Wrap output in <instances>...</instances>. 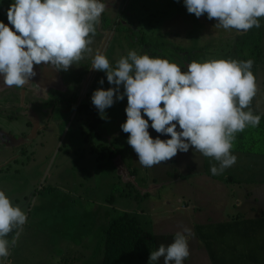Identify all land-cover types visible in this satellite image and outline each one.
Masks as SVG:
<instances>
[{"label": "rangeland", "instance_id": "obj_1", "mask_svg": "<svg viewBox=\"0 0 264 264\" xmlns=\"http://www.w3.org/2000/svg\"><path fill=\"white\" fill-rule=\"evenodd\" d=\"M12 2L0 0V21L5 24H8L7 11ZM102 2L106 5L102 22L108 29L118 27L114 37L109 35V44L113 43L106 53H102L107 47L106 42L100 46L92 42L91 52H86L84 59L74 63L69 71L57 72L48 65L36 66L32 85H26L22 90L13 86L0 91V100L12 104L9 107L0 101L3 106L0 110H6L0 111V124L12 133L8 151L0 140V190L28 217L17 245L10 248V255L0 264H103L105 231L111 220L123 214L138 217L141 228L153 234L152 248L155 250L160 244H171L182 227H190L191 214L187 212V206L192 209L193 205L206 209L219 204L223 208L222 219L209 218L208 222L198 226L213 239L217 234L227 240L219 229L227 223H231L228 228L244 225L246 228L253 226L257 231L254 218L260 216V211L264 213V155L232 152L237 157L235 165L214 176L210 167L213 164L218 167V162L192 148L187 153L178 152L160 165L146 168L139 164L134 150L124 143L121 158L126 171L122 177L117 157L109 155L98 163L96 155L88 149L90 144L85 142L87 137L82 134L92 133L89 137L95 145L109 142L113 150L116 145L119 149L123 145L118 143L119 140L117 144L113 143L116 138H122L121 125L127 120V97L106 109L107 120L100 118L91 102L96 89L113 87L108 83L106 73L92 70V60L97 53L105 55L115 66L117 60L135 50L140 55L167 59L180 66L182 71H186L187 64L193 60L251 59L258 91L250 108L254 114H264V18H260V28L253 27L244 32L215 28L217 21L208 20L207 14L197 19L194 14H188L183 0L179 3L176 0ZM101 79L103 85L99 84ZM55 81L60 83V89H71L69 95L74 101L66 105L64 96L65 106L59 105L58 110L52 112L41 99V96L46 99V94L39 95L34 84L45 88V84H56ZM30 86L31 93L27 94L26 89ZM27 96L31 98L25 99ZM36 114L47 126L45 131H42ZM96 120L99 123L93 131L88 125ZM87 121L88 125L85 124ZM148 131L153 139L171 138L151 127ZM255 148L264 151V144L259 143ZM79 149L85 151L83 158L77 153ZM132 168L138 171L131 174ZM120 169L123 170L122 166ZM201 174L205 181H209V177L223 183L226 190L227 187L234 190L232 197L207 195L201 190V180H196ZM223 180L229 185L221 182ZM219 188V192L225 189ZM201 196L206 203L189 201ZM244 198L246 202L239 203ZM250 219L252 222L245 224L244 221ZM12 235L14 233L8 239ZM236 240L235 243L242 247L244 237L238 235ZM189 247L191 254L184 264H196V260L197 264L207 263L205 240L197 226L192 229ZM133 264H149V261L135 260ZM157 264H163V258Z\"/></svg>", "mask_w": 264, "mask_h": 264}, {"label": "clouds", "instance_id": "obj_2", "mask_svg": "<svg viewBox=\"0 0 264 264\" xmlns=\"http://www.w3.org/2000/svg\"><path fill=\"white\" fill-rule=\"evenodd\" d=\"M183 4L188 14L197 19L207 14L208 20L217 21L215 28L224 30L247 32L260 28V18H264V0H183ZM105 9L102 0H13L7 11L8 24L0 21V77L4 88L31 84L36 66L69 71L91 52L89 46ZM253 64L251 59L193 60L182 71L167 59L140 55L135 50L122 56L115 66L97 53L92 70L106 73L113 87L96 89L91 102L100 118L107 120L106 109L127 97V120L121 129L129 134L127 144L142 167L160 165L192 148L206 158H214L219 166L213 164L211 174L220 175L237 161L232 154L236 135L249 126L260 125L261 116L250 108L258 91ZM34 88L39 95L47 93L39 84ZM149 127L171 138L153 139ZM116 160L122 176L126 168L121 157ZM27 220L26 212L0 190V261L17 245ZM191 236L192 229L182 227L171 244L151 250L149 264H157L161 258L163 264H184L191 254Z\"/></svg>", "mask_w": 264, "mask_h": 264}, {"label": "trees", "instance_id": "obj_3", "mask_svg": "<svg viewBox=\"0 0 264 264\" xmlns=\"http://www.w3.org/2000/svg\"><path fill=\"white\" fill-rule=\"evenodd\" d=\"M255 115L261 116L260 125L256 128L249 126L243 132L238 133L236 135V140L234 141L232 152L264 155V151L259 152L255 148L259 143L264 144V114L255 113ZM144 119L147 120L148 117L144 116ZM88 122L89 121L85 124L88 125ZM98 123L99 120H96L95 122H90L91 125L89 124L88 126L94 131V128H96ZM89 135H92V133H83L82 136H86L88 142L84 139L83 140L90 145L94 144L92 146V153L96 155L98 163L106 159L109 155L112 158L121 157V154L123 153L122 147L124 146V143L127 144L128 139L127 134L122 132V138H116V143L113 144H117V141L119 140L118 143H122L123 145L120 149L116 145L115 149L113 150L112 148L111 151L110 147L107 145L108 142L106 144L95 146L94 140L90 139ZM250 145L252 146V149ZM129 147L131 146L129 145ZM77 153L83 158L85 151H77ZM131 171L132 174L138 170L132 168ZM127 185L133 187L130 184ZM246 211H248L247 208ZM255 221L261 230L264 231V213H262V211H260V216ZM139 222L138 217L134 218L128 214H123L110 221L104 236L105 258L103 264H133L135 260L149 261L150 252L151 250H154V248H152L153 234L151 235L149 232H145L141 228ZM214 264H220V262L215 258Z\"/></svg>", "mask_w": 264, "mask_h": 264}, {"label": "crops", "instance_id": "obj_4", "mask_svg": "<svg viewBox=\"0 0 264 264\" xmlns=\"http://www.w3.org/2000/svg\"><path fill=\"white\" fill-rule=\"evenodd\" d=\"M204 179L205 178H203L201 174L200 178H197L196 180H201V190L209 196L221 198L228 195L232 197V194L235 192L228 187V190H226V186L223 183L214 179L209 177H207L209 181H205ZM221 182L226 183L224 180ZM226 184L229 185V183ZM219 187L225 189H222V192H219L217 190L221 189ZM189 201L193 203H206L204 196H201L198 200L194 201L189 199ZM241 202L242 204L243 202H246V198L239 201V203ZM189 207L190 206H187V212L191 214V216H189L191 222L190 227L188 228L193 229L194 226H197V231L204 238L208 254L205 259L207 260L206 264H214L215 258L220 262V264H264V258H261L264 253V231H262L258 225H256L257 231H255L253 226L246 228L242 225V227L234 226L228 228L227 225H231V223H227L223 225V228H219L222 231L221 234L223 236H227V240L224 241L220 237L216 236L217 234L212 233L215 236L213 239L211 235L205 234L198 226L208 222L209 218L222 219L220 217L224 213L223 208L219 204L211 205L210 207H206V209L200 208L198 205H193L192 209H188ZM257 218L259 217L254 218V220ZM252 219L244 221L245 224L252 222ZM217 222L220 221L217 220ZM231 234L235 235V237H229ZM238 235H242L244 237L245 241L243 242L242 247L235 243L237 242L236 237ZM197 262L198 261L196 260V264ZM15 263L16 262H14V264ZM201 264H204V261H202Z\"/></svg>", "mask_w": 264, "mask_h": 264}, {"label": "flooded vegetation", "instance_id": "obj_5", "mask_svg": "<svg viewBox=\"0 0 264 264\" xmlns=\"http://www.w3.org/2000/svg\"><path fill=\"white\" fill-rule=\"evenodd\" d=\"M99 25H100V27H99ZM99 25L97 26L96 34H95V36L93 38V43H96V44H98L100 46L101 43L104 44L106 42L107 43V47L105 49V52H102V53H106L108 51L109 47L111 46V44L113 43V42H111L109 44L110 39H111V38H109V35H112L111 37H114V35L116 34L114 31L118 32V27L116 26L115 28L108 29L104 25V23L102 22V19H101V22L99 23ZM99 38H101V39L99 40ZM106 38H107V41H105ZM62 78L64 80V77L63 76H62ZM63 80L61 81L62 84H63ZM55 83L56 84H52V83L45 84L44 86L47 89L46 99H43V96H41V99L44 102V104L45 105L48 104L52 108V112H54L55 110H58L59 105H64L65 106V104H63L64 101L62 100V98L64 96H66V98H67L66 99L67 100V104L66 105H71V102L74 101L73 100L74 98L71 97V95H69V93H70L69 91H71V89H69V87H67V88H65V90H63V89H60V83L58 81H55ZM28 85H32V83L31 84H28ZM94 85H97V84H94ZM3 86H4L3 85V80H2V77H0V91H3L4 92L7 88L3 89ZM30 89H32V86L27 87L26 91H29V93H27V94H30L31 93ZM21 90H22V88H21ZM26 91H24L25 94H26ZM24 95H22L23 98H24ZM19 98H20V96L17 99H19ZM30 98H31L30 96L25 97V99H27V100H29ZM0 101L1 102L4 101L5 106L7 104H8L9 107L12 105L11 104V101H7V100H3V99H1ZM0 107H3V106L0 105ZM0 111L1 112H3V111L6 112V110H3V109H1ZM44 111L45 112L46 111L48 112V110H44ZM63 111L64 110L61 109V112H63ZM36 116H37V114H36ZM37 118H38V116H37ZM39 121H40V124L39 125L42 126V131H45L47 126L45 124H43L40 119H39ZM29 123H32V121H29ZM32 126L34 127V124ZM60 131H61V129H60ZM0 134L2 135V136L0 135V137H1L0 140L2 142H4V149L7 150V148H8V145L7 144L12 139V133L9 132V131H6L5 129H3V127L0 124ZM109 144L110 143L108 142L107 145L109 146ZM93 145L94 144H91L89 146V148H88L91 153H92V149H93L92 146ZM95 146H98V145H95ZM110 150L112 151V148L111 147H110ZM78 151H83V150L82 149H79Z\"/></svg>", "mask_w": 264, "mask_h": 264}]
</instances>
